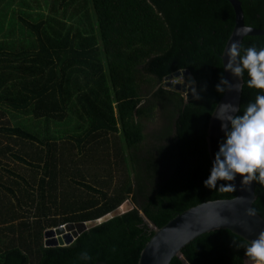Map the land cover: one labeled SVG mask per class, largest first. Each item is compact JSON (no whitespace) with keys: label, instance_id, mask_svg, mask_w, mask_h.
<instances>
[{"label":"trees","instance_id":"16d2710c","mask_svg":"<svg viewBox=\"0 0 264 264\" xmlns=\"http://www.w3.org/2000/svg\"><path fill=\"white\" fill-rule=\"evenodd\" d=\"M15 1L0 0V264H138L154 234L141 212L161 227L236 196L203 183L236 21L229 0H52L36 18L17 15ZM241 2L246 25L264 29V0ZM247 47H264V35L245 36L241 54ZM185 69L200 99L166 87V76ZM243 78L237 115L264 94ZM255 190L264 218V186ZM127 200L132 209L72 243L45 245L47 229L98 219ZM247 243L220 229L183 254L191 264H246Z\"/></svg>","mask_w":264,"mask_h":264},{"label":"water","instance_id":"95a60500","mask_svg":"<svg viewBox=\"0 0 264 264\" xmlns=\"http://www.w3.org/2000/svg\"><path fill=\"white\" fill-rule=\"evenodd\" d=\"M234 7L236 21L234 29L225 46L222 54L223 67L228 61L226 50L232 43H236L240 48L245 36L264 35V29H259L246 25L241 0H229ZM225 80L230 85L239 83V91L231 90L230 85L226 83L224 95L214 109L209 120L207 129V145L211 162L215 153L218 151L220 143L224 140V131L221 128L222 121L216 117L217 109L221 114H226L229 107L235 105L240 110L241 97L244 86V78L234 77L230 72L225 71ZM175 77H188L191 85L186 82L172 83ZM165 85L168 88H175L186 94L187 99L194 97L196 92V80L190 71L179 70L165 77ZM224 105L225 107H221ZM241 177H237L233 183L237 191L236 196L227 199H216L202 202L195 205L167 222L165 225L158 227L144 212H141L143 219L154 231L153 236L143 248L138 264H171L174 257H178L185 264H191L183 254V248L204 233L220 229H228L233 233L251 241L256 238L258 233L264 231V218L256 211L255 217L247 216L246 209L252 208L257 194L255 182H252L249 188L245 189L241 183ZM239 197V199H238ZM130 205V206H129ZM129 200L125 201L114 211L98 218L86 222L66 223L55 228L45 231L46 246H63L72 243L84 230L106 221L116 215L126 212L133 207ZM250 261H246V264Z\"/></svg>","mask_w":264,"mask_h":264},{"label":"clouds","instance_id":"9594fccd","mask_svg":"<svg viewBox=\"0 0 264 264\" xmlns=\"http://www.w3.org/2000/svg\"><path fill=\"white\" fill-rule=\"evenodd\" d=\"M225 55L228 57L225 71L239 79L246 72L247 85L264 93V47H247L241 54L240 47L232 43ZM224 83L228 82L221 78L217 85L218 92L223 90L221 86ZM230 88L239 91V83L230 85ZM194 99L200 97L194 95ZM237 111V107L232 105L226 114L222 115L219 108L215 113L222 121L221 128L225 135L215 153L209 175L203 182L210 190L234 189L235 185L231 182L236 179L237 174L242 178L241 183L245 189L252 182L264 186V94H257L255 101L248 103L241 115H234ZM245 214L249 217L256 216L252 208L246 209ZM240 247L241 245H236L237 249ZM243 249L250 264H264V231L243 245ZM82 256L84 259L88 258L86 253H82Z\"/></svg>","mask_w":264,"mask_h":264},{"label":"rangeland","instance_id":"374dc122","mask_svg":"<svg viewBox=\"0 0 264 264\" xmlns=\"http://www.w3.org/2000/svg\"><path fill=\"white\" fill-rule=\"evenodd\" d=\"M21 1L22 0L15 1L13 3L12 8H11L12 10L13 9L16 10L17 15H22V13L25 11V12H28L29 14H33L34 18H36L38 13H40V12L44 13L45 16H47L51 13L50 6H51L52 0H27L28 4L31 7L30 9L28 7H26L25 5L23 6V4H21ZM11 15H12V11L10 12L9 17H11ZM66 22H67V25L73 24L75 26H80V27L82 26V25H80V21H78V18H73V19L67 18ZM171 81L173 84H175L177 82H181V83L186 82V83H188V85H191V82H190L188 77H175ZM129 203H130V201H129ZM131 208H133V207H131ZM247 264H250V263H247Z\"/></svg>","mask_w":264,"mask_h":264}]
</instances>
